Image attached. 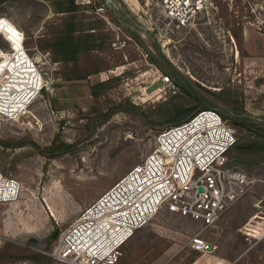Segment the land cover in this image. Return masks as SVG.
<instances>
[{
  "label": "rangeland",
  "instance_id": "1",
  "mask_svg": "<svg viewBox=\"0 0 264 264\" xmlns=\"http://www.w3.org/2000/svg\"><path fill=\"white\" fill-rule=\"evenodd\" d=\"M77 2L95 3L94 8L81 9L80 15L101 20L97 30L106 35L103 48L81 61L98 65L99 73L82 81L66 80L62 71L71 64L56 61L50 51L37 47V40L58 20L49 0L0 3V16L24 31L29 54L47 79L54 80L52 89L19 119H0V138L29 139L41 146L57 137L76 142L74 151L51 158L31 146H0V170L22 186L17 200L0 202V264H71L45 253L55 244V229L66 228L84 207L142 162L161 131L118 111L89 134V115L97 113L91 112L92 106L107 112L131 98L147 107L184 93L175 76L165 72L162 55L207 104L230 108L216 95L229 90L241 110L264 116V0H216L184 26L166 20L153 0ZM114 9L135 34L113 18ZM114 76L119 79L104 95L97 99L90 94L92 83ZM166 76L175 85L172 91ZM229 161L260 181L211 226L161 210L127 242L119 264H264V155L234 153ZM196 235L211 248L196 250L192 243ZM36 253L45 257L35 259Z\"/></svg>",
  "mask_w": 264,
  "mask_h": 264
},
{
  "label": "built area",
  "instance_id": "2",
  "mask_svg": "<svg viewBox=\"0 0 264 264\" xmlns=\"http://www.w3.org/2000/svg\"><path fill=\"white\" fill-rule=\"evenodd\" d=\"M163 17L187 25L216 0H153ZM0 16V119H19L54 80L39 68L25 47V33L16 34ZM14 24V23H13ZM262 29V27H259ZM38 75H35V73ZM46 75V76H45ZM169 90L175 85L165 77ZM237 141V129L213 107L166 127L155 137V148L111 187L58 231L45 253L71 264H119L124 246L137 230L161 210L214 225L221 215L259 181L229 165L227 152ZM21 183L0 170V202L17 200ZM198 251L210 249L200 235L192 238Z\"/></svg>",
  "mask_w": 264,
  "mask_h": 264
},
{
  "label": "trees",
  "instance_id": "3",
  "mask_svg": "<svg viewBox=\"0 0 264 264\" xmlns=\"http://www.w3.org/2000/svg\"><path fill=\"white\" fill-rule=\"evenodd\" d=\"M4 1L7 0H0V3H3ZM49 1L53 5L54 12L59 15L58 20L51 23L49 25L48 33L37 40V47L39 49L50 51L54 60L63 62L67 65L71 64L66 66L62 71L66 80H87L91 75L99 73L100 68L98 65L90 67L85 63L81 64V61L90 52L102 49L106 38L104 31L97 30L98 28L100 29L99 24H101V20L97 21L92 18L85 19L80 15L81 9L94 8L95 3L90 2L81 5L77 0ZM112 15L119 23L127 27V19L124 18L117 9L113 10ZM127 29L130 30L129 26ZM130 32L135 34V32L131 30ZM136 38L141 41L137 36ZM150 54L152 60L156 64L161 65L154 54L152 52H150ZM161 57H163L166 62L165 65H167L165 67V72L175 76V83L184 91V93H174L147 107L135 103L131 98H126L125 100L118 102L107 112H101L99 109H96V106L94 108L92 106L91 112L97 113L89 115L91 118V121L89 120V125H87L90 128L89 134L94 133L100 125L110 119V117L118 111H123L136 116L148 128L162 130L166 127L186 121L201 109L213 107L218 109L225 118H228V120L230 119L232 122L231 124L237 129V141L227 152L229 165H232L229 161V157H233L234 153H258L264 155V116H254L250 112L241 110L237 101L231 99V91L229 90H223L216 93V95L230 108L220 109L211 103L207 104L200 99L198 94L192 93L189 90L188 86L184 83L165 56L162 55ZM118 79V76H114L92 83L90 85V94L94 98H100L114 86ZM190 97L197 100L198 103H193ZM84 114L85 113L83 112V115ZM0 146L3 149L8 147L15 148L31 146L36 149L39 154L51 158L74 151L76 142L70 143L57 137L53 139L51 144L41 146L34 140L29 139L6 141L0 138ZM43 256L45 257V255L41 253H36L32 257L38 259Z\"/></svg>",
  "mask_w": 264,
  "mask_h": 264
},
{
  "label": "bare ground",
  "instance_id": "4",
  "mask_svg": "<svg viewBox=\"0 0 264 264\" xmlns=\"http://www.w3.org/2000/svg\"><path fill=\"white\" fill-rule=\"evenodd\" d=\"M12 24V26H10V24L8 23V22H6L5 20H4V23H2V25L6 28V29H8V30H10V34L12 35V36H14L15 34H16V26H15V24H13V23H11ZM35 73V72H34ZM35 75H38V73H35Z\"/></svg>",
  "mask_w": 264,
  "mask_h": 264
},
{
  "label": "water",
  "instance_id": "5",
  "mask_svg": "<svg viewBox=\"0 0 264 264\" xmlns=\"http://www.w3.org/2000/svg\"><path fill=\"white\" fill-rule=\"evenodd\" d=\"M107 2H110L111 0H105ZM58 234V229H55L54 233L52 234V238L55 239L57 237Z\"/></svg>",
  "mask_w": 264,
  "mask_h": 264
}]
</instances>
